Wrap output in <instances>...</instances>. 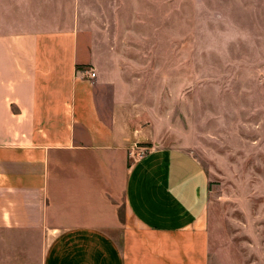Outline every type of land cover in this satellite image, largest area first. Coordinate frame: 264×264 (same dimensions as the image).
Instances as JSON below:
<instances>
[{
    "label": "crops",
    "instance_id": "obj_1",
    "mask_svg": "<svg viewBox=\"0 0 264 264\" xmlns=\"http://www.w3.org/2000/svg\"><path fill=\"white\" fill-rule=\"evenodd\" d=\"M183 2L0 0V264H212L207 175L163 135ZM186 2L188 72L264 74V0Z\"/></svg>",
    "mask_w": 264,
    "mask_h": 264
},
{
    "label": "rangeland",
    "instance_id": "obj_2",
    "mask_svg": "<svg viewBox=\"0 0 264 264\" xmlns=\"http://www.w3.org/2000/svg\"><path fill=\"white\" fill-rule=\"evenodd\" d=\"M186 3L180 9L179 114H171L165 84L163 135L190 152L207 175L212 264H264V74L188 72ZM170 17L169 10V31ZM164 45L171 49L170 33ZM147 150L133 149L132 158Z\"/></svg>",
    "mask_w": 264,
    "mask_h": 264
},
{
    "label": "built area",
    "instance_id": "obj_3",
    "mask_svg": "<svg viewBox=\"0 0 264 264\" xmlns=\"http://www.w3.org/2000/svg\"><path fill=\"white\" fill-rule=\"evenodd\" d=\"M94 75H95L94 71H90V76L92 77Z\"/></svg>",
    "mask_w": 264,
    "mask_h": 264
}]
</instances>
